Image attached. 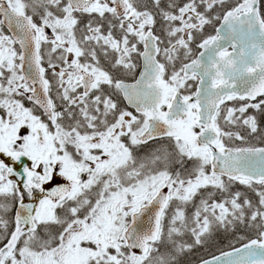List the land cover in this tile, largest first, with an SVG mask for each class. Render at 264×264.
I'll list each match as a JSON object with an SVG mask.
<instances>
[{
  "label": "snow or ice",
  "instance_id": "6c2138e0",
  "mask_svg": "<svg viewBox=\"0 0 264 264\" xmlns=\"http://www.w3.org/2000/svg\"><path fill=\"white\" fill-rule=\"evenodd\" d=\"M201 249L264 264V0H0V264Z\"/></svg>",
  "mask_w": 264,
  "mask_h": 264
},
{
  "label": "trees",
  "instance_id": "16d2710c",
  "mask_svg": "<svg viewBox=\"0 0 264 264\" xmlns=\"http://www.w3.org/2000/svg\"><path fill=\"white\" fill-rule=\"evenodd\" d=\"M229 239H230V237H225L222 240V242H216V243H218V245H219L220 248H224L225 250H227V246H228ZM203 251H205V250H202V249L201 250H197V252L194 253L192 256H189V257L186 258L184 264H194L195 263V258L197 256V254L202 255L201 252H203Z\"/></svg>",
  "mask_w": 264,
  "mask_h": 264
},
{
  "label": "rangeland",
  "instance_id": "374dc122",
  "mask_svg": "<svg viewBox=\"0 0 264 264\" xmlns=\"http://www.w3.org/2000/svg\"><path fill=\"white\" fill-rule=\"evenodd\" d=\"M223 235H221L218 239H221ZM210 251H214V248H212Z\"/></svg>",
  "mask_w": 264,
  "mask_h": 264
},
{
  "label": "flooded vegetation",
  "instance_id": "af4514ba",
  "mask_svg": "<svg viewBox=\"0 0 264 264\" xmlns=\"http://www.w3.org/2000/svg\"><path fill=\"white\" fill-rule=\"evenodd\" d=\"M208 32H212L211 28L208 29Z\"/></svg>",
  "mask_w": 264,
  "mask_h": 264
}]
</instances>
